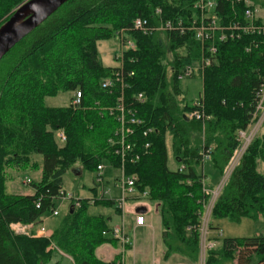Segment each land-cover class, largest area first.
I'll use <instances>...</instances> for the list:
<instances>
[{
  "label": "trees",
  "instance_id": "obj_1",
  "mask_svg": "<svg viewBox=\"0 0 264 264\" xmlns=\"http://www.w3.org/2000/svg\"><path fill=\"white\" fill-rule=\"evenodd\" d=\"M28 0H0V27ZM198 0H69L41 26L16 45L0 62V264H49L52 245L75 264H118L99 259L96 250L117 241L109 233L111 217L89 215L90 205L68 214L47 237L17 236L11 224L38 225L46 212L56 210L63 177L74 165L97 170L104 162L120 167L112 140L119 128L117 101L123 94L126 109L141 124L129 139L133 149L124 161L125 173L136 176L139 194L157 206L162 222L164 259L177 254L198 263L200 217L210 189L205 183L203 158L210 151V164L220 178L239 148L237 132L251 122L255 95L264 78V35L241 33L234 40H219L210 66L198 73L202 82V122L186 120L191 100L179 75L187 64H200L204 49L195 37L193 22L201 12ZM217 0L216 17L221 27L234 22L246 25L245 12L264 10V0ZM156 28L144 34L133 30L135 20ZM170 22L171 28L166 27ZM264 26V21L256 19ZM130 30L136 49L123 54L125 82L106 90L102 82L118 70L105 67L98 52L101 41L115 39ZM209 44V43H208ZM207 44V45H208ZM134 73L127 77V74ZM81 93V105L50 107L46 98L59 93ZM143 94L144 102L136 97ZM64 131L60 145L56 133ZM148 130L152 132L146 136ZM170 134L178 167L168 166L166 137ZM149 144V148H145ZM136 155L139 160L132 162ZM41 158V160H40ZM264 130L249 145L239 165L222 188L212 209L209 228L229 220H264ZM6 169L41 170V179L31 183L29 195L7 193ZM93 194L96 192L92 189ZM74 195L78 196L77 193ZM38 204L40 207L37 208ZM115 208L113 200L95 204ZM117 211L116 208L114 209ZM118 212V211H117ZM119 213V212H118ZM264 264V234L249 238H224L209 251L206 264Z\"/></svg>",
  "mask_w": 264,
  "mask_h": 264
},
{
  "label": "built area",
  "instance_id": "obj_2",
  "mask_svg": "<svg viewBox=\"0 0 264 264\" xmlns=\"http://www.w3.org/2000/svg\"><path fill=\"white\" fill-rule=\"evenodd\" d=\"M241 0H238V2ZM244 4L246 6H250V0H244ZM217 7V0L214 2L206 1V0H198L195 4V8L201 12V16L198 20L193 22V30L195 32V37L198 41L201 42L204 55L201 58L200 64H187L182 69L181 74L179 75V81L183 82L184 80H189L192 78H197L198 73L203 71L206 67L210 66L212 60L216 53V46L213 43L215 34L218 33L219 40L225 42L226 40H234L238 39L241 36V33L244 35L250 34H263L264 35V26L256 24V19L260 18L258 16L259 10L253 11L252 9L248 8L245 12V18L247 20L246 25H241L240 23L234 22V24L228 26L227 28L221 27L218 18L215 14V9ZM261 19V18H260ZM164 28H171V23L168 22L166 27L162 26L157 28V30H161ZM133 30L142 32L144 34H148L153 32L156 28H153L148 25L146 21L141 19H137L133 23ZM130 31V30H129ZM128 30H122L116 33L115 40L119 44V52L114 57L118 69L115 73L113 78L106 79L102 82V87L106 90L112 89L115 85H120L121 89L124 90L128 87L127 82H125V73H124V62H123V54L130 50L136 49V43L130 36ZM209 43V44H208ZM208 44V45H207ZM134 73L131 72L127 74V77L133 76ZM200 80V79H199ZM201 82V80H200ZM202 86V82H201ZM203 94H202V87L198 96L195 99L191 100V110L186 114V117L189 120H196L205 122L210 119L204 113V101H203ZM81 93L76 92L74 93L72 105L74 107H78L81 105ZM136 101L143 103L144 96L143 94H139L136 97ZM117 120L119 123V128L116 131L117 140H112L111 145L115 146V155L120 157L122 164L120 167H112L109 168L116 172V177L114 180V189L119 190V196H112L111 200L115 203V208L121 215V223L116 227H111L109 233H105L104 235L112 237L113 240L117 241L122 247V252L120 254L121 260L118 264H125L124 262V252H126V248H133L134 247V237L131 233L126 231L125 227V220L126 217L129 215V209L127 207L128 203H142L147 200L148 194L146 192L139 194L135 187L137 177L136 176H129L125 173V166L124 161L128 157V153L133 149V143L129 141L131 136H133L135 131V126L141 124V121L137 119L135 116L136 114L126 109V103L124 99V95L122 94L118 101H117ZM262 129L264 130V78L259 86V89L255 95V110L252 114L251 122L244 130H239L237 132V140L239 142V148L234 154L229 166L227 167L224 175L222 176V180L220 183L216 185V189L213 190H206V193L210 195V198L207 202L203 203V213L200 217V227H199V236H200V253H199V260L201 264H206V257L207 253L217 246L220 245L223 239V232L221 229L216 230L217 235L212 236L211 230L209 228V222L211 218L212 209L214 204L224 187L225 183L231 176L232 172L235 168L239 165L241 159L243 158L245 152L247 151L251 142L256 138L260 133H262ZM152 132L148 130L144 133L146 136L148 133ZM59 139L63 142L65 141V136L61 133L58 135ZM150 145L146 144L145 148H149ZM210 151H207L206 155L203 158V164L205 165L206 161L210 160L209 156ZM140 155H136L132 162H136L139 160ZM106 167L104 164H100L97 167L96 173L97 176L95 177V190L96 192L92 194V197L89 199H81L79 196L74 195L73 193L67 195L65 191L61 192V199L67 200L70 204H73L74 209H79L82 206L83 201H87L90 206H94L97 202L102 201L106 198L107 195H110V190H106L104 187V177L103 172L105 171ZM179 172H184L185 167L180 165L178 168ZM32 181L30 179L24 180V184L30 186ZM40 207L38 204L37 208ZM53 215L57 216L58 211L54 210ZM134 216V229L137 228H144L146 227V219L143 214H137L133 212ZM12 232L16 235H25L31 238H40V237H47V233L42 227H38L37 225L30 224L24 225L21 223L11 224L10 226ZM70 260L74 263V261L70 258Z\"/></svg>",
  "mask_w": 264,
  "mask_h": 264
},
{
  "label": "rangeland",
  "instance_id": "obj_3",
  "mask_svg": "<svg viewBox=\"0 0 264 264\" xmlns=\"http://www.w3.org/2000/svg\"><path fill=\"white\" fill-rule=\"evenodd\" d=\"M210 2H214L215 0H206ZM258 16L264 21V10L258 9ZM119 44L115 39L108 41H101L98 44V52L100 54L102 63L105 67L114 68L117 66V63L114 59L117 52H119ZM181 86L183 90L187 93L188 99L192 100L198 96V93L201 90V82L197 78H192L189 80H184L181 82ZM73 97L72 92H63L59 93L58 96L52 98H46L45 103L50 107H66L71 104V99ZM263 131V129H262ZM261 131V132H262ZM64 135V131H58L56 133L57 140L60 145H63L64 142L59 139V134ZM65 136V135H64ZM173 139L170 134L166 137V151L168 158V166L169 169L175 170L178 168V164L176 163L173 155V147H172ZM41 160V158H40ZM210 161H206L205 170L208 175V182H210L211 186L216 187L218 183L222 180L220 178L219 173L214 171ZM106 167L103 172L104 177V187L106 190H110V195H107L104 200H111L112 196H119V190L114 189V180L116 177V172L111 170L107 164V162L103 163ZM264 171V170H263ZM40 170H24V171H16L11 169H6L4 173L7 177V193L14 195H24L22 194V189H20V193L11 189L14 187L21 185L24 186V180L30 179L33 183L38 182V177ZM97 173L95 170H83L80 164L74 165V167L69 170L63 177V191L66 192L67 195L77 193L81 199H89L92 197V189L95 186V177ZM41 179V178H40ZM39 179V180H40ZM30 186L25 185L24 189H30ZM216 189V188H215ZM16 193V194H15ZM148 204L147 206H151L152 209L157 210V206L154 204H150L149 202H145L142 204ZM132 205L128 203L127 207ZM56 211H58V215L54 216L51 212H46L41 217V223L38 224V227H42L47 236H50L54 231L60 227L62 222L64 221L66 215L68 214V210L70 208V203L67 200L60 199L56 202ZM115 208H108L104 205H94L88 208L89 215H103L105 217H112V220L109 221L110 226L116 227L121 223V215L114 214ZM78 210V209H76ZM158 213V212H157ZM151 224L152 227L145 228H137L131 231L132 236L134 237V247L127 250L125 253V264H201L200 260L198 263H190L186 259H183L181 256L177 254H172L165 261L159 262V257L163 256L164 245L162 241V222L161 217L159 215H155L154 213H150ZM132 218L129 215L126 218L127 225L131 223ZM215 226L221 229L223 232L224 238H249L255 237L260 234H264V220H260L258 222H254L252 220L245 219L240 224L232 223L229 220H220L215 222ZM212 235L216 236L217 233L215 231L212 232ZM17 236H25V235H17ZM28 237V236H27ZM117 249L121 250L122 247L119 243ZM54 252L53 260L49 264H73L70 260V256L65 254L60 248L55 245H52L51 248ZM158 260L155 263V260ZM226 264H237L236 260H232V262H228Z\"/></svg>",
  "mask_w": 264,
  "mask_h": 264
},
{
  "label": "water",
  "instance_id": "obj_4",
  "mask_svg": "<svg viewBox=\"0 0 264 264\" xmlns=\"http://www.w3.org/2000/svg\"><path fill=\"white\" fill-rule=\"evenodd\" d=\"M69 0H28L0 27V62ZM188 121L189 118L184 116ZM74 206L71 207V213ZM137 210V213L143 212Z\"/></svg>",
  "mask_w": 264,
  "mask_h": 264
},
{
  "label": "crops",
  "instance_id": "obj_5",
  "mask_svg": "<svg viewBox=\"0 0 264 264\" xmlns=\"http://www.w3.org/2000/svg\"><path fill=\"white\" fill-rule=\"evenodd\" d=\"M115 67H117V66H115ZM264 164H260L259 165V171L261 172V173H263L264 174ZM204 172V174L206 175V178H205V183L207 184V186L210 188V189H213V188H215V187H213V186H211V184H210V182H208V175H207V172H206V170H205V167H204V170H203ZM39 173V177H38V181H39V179L41 178V170H40V172H38ZM25 187V185L24 186H21V185H18V186H16V187H14V185L12 186V192H15V191H17V192H19L20 193V189H22V194H24V195H29V194H32L33 193V190H27V189H24V191H23V188ZM31 189V188H30ZM16 194V193H15ZM132 205H130V206H128V209H129V217H131L132 218V220H131V223H130V225L128 224L127 225V223H126V220H125V227H126V231L128 232V233H131V231L134 229V216H133V212H135V213H137L136 211L137 210H143L144 209V211L143 212H141V214H143L144 216H145V219H146V225H148L147 227H152V224H151V217L152 216H150V213H154L155 215H158V213H157V210H153L152 209V207L151 206H147L148 204L146 203V204H142V203H145V202H142V203H139V204H137V203H134V202H130ZM114 214H118L119 215V213L116 211V212H114ZM127 218V217H126ZM110 220H112V217H111V219ZM112 227V226H111ZM145 228V227H144ZM218 228V227H217ZM261 235V234H260ZM257 236H259V235H257ZM256 237V236H255ZM121 246V245H120ZM116 247H118V244L116 243L115 245H112V244H105V245H103V246H101V247H99L97 250H96V255H97V257L99 258V259H101V260H103V261H106V262H110V261H112V260H114L115 259V257L116 256H118V255H120L121 254V252H122V249L121 250H119V249H117ZM128 249H130L129 247H127L126 248V252H127V250ZM163 256L162 257H159V262L160 261H165V259H164V254H165V249L163 250ZM124 255V262H125V260H126V258H125V254H123ZM158 260L156 259L155 260V263L157 262ZM180 264H182V263H180Z\"/></svg>",
  "mask_w": 264,
  "mask_h": 264
}]
</instances>
